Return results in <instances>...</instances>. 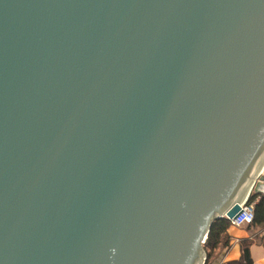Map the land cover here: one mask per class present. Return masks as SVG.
<instances>
[{
    "label": "water",
    "instance_id": "95a60500",
    "mask_svg": "<svg viewBox=\"0 0 264 264\" xmlns=\"http://www.w3.org/2000/svg\"><path fill=\"white\" fill-rule=\"evenodd\" d=\"M263 161L264 0H0V264H205Z\"/></svg>",
    "mask_w": 264,
    "mask_h": 264
},
{
    "label": "trees",
    "instance_id": "16d2710c",
    "mask_svg": "<svg viewBox=\"0 0 264 264\" xmlns=\"http://www.w3.org/2000/svg\"><path fill=\"white\" fill-rule=\"evenodd\" d=\"M258 195L251 193L247 203L253 205L254 221L251 225H264V197L256 201ZM231 227L226 218L216 220L210 229L208 237L203 245L206 253L205 264H213L219 257L222 250L229 247V236L227 230ZM241 255L238 260L228 261L222 264H252L250 257V243H241Z\"/></svg>",
    "mask_w": 264,
    "mask_h": 264
},
{
    "label": "crops",
    "instance_id": "0c3cea01",
    "mask_svg": "<svg viewBox=\"0 0 264 264\" xmlns=\"http://www.w3.org/2000/svg\"><path fill=\"white\" fill-rule=\"evenodd\" d=\"M261 197L264 196L258 195L256 201ZM227 235L229 236V247L221 251L213 264L238 260L241 255V243L245 241L250 243L252 264H264V225L231 226L227 230Z\"/></svg>",
    "mask_w": 264,
    "mask_h": 264
},
{
    "label": "built area",
    "instance_id": "2783aa9c",
    "mask_svg": "<svg viewBox=\"0 0 264 264\" xmlns=\"http://www.w3.org/2000/svg\"><path fill=\"white\" fill-rule=\"evenodd\" d=\"M264 176V171H262ZM248 201V200H247ZM245 201L240 206V212L236 215L235 218L228 220L231 226L240 227L243 225H251L254 221V210L253 205H250Z\"/></svg>",
    "mask_w": 264,
    "mask_h": 264
},
{
    "label": "bare ground",
    "instance_id": "6f19581e",
    "mask_svg": "<svg viewBox=\"0 0 264 264\" xmlns=\"http://www.w3.org/2000/svg\"><path fill=\"white\" fill-rule=\"evenodd\" d=\"M262 171H264V161H263V170ZM260 173V172H259ZM261 174H262V172H261Z\"/></svg>",
    "mask_w": 264,
    "mask_h": 264
}]
</instances>
